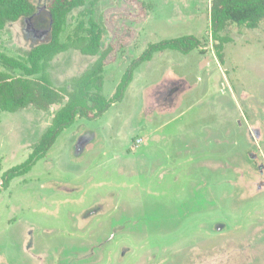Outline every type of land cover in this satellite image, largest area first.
I'll list each match as a JSON object with an SVG mask.
<instances>
[{"label": "rangeland", "instance_id": "1", "mask_svg": "<svg viewBox=\"0 0 264 264\" xmlns=\"http://www.w3.org/2000/svg\"><path fill=\"white\" fill-rule=\"evenodd\" d=\"M51 1L32 0L35 16L0 31V54L25 60L50 40ZM211 2H99L102 51L111 48L105 98L150 45L184 36L201 45L155 54L121 102L77 118L12 181L0 198V264H264V23L229 26L221 63ZM84 9L69 15L63 40ZM100 54L58 55L53 85L72 90ZM62 107L2 115L0 179L28 160Z\"/></svg>", "mask_w": 264, "mask_h": 264}, {"label": "trees", "instance_id": "2", "mask_svg": "<svg viewBox=\"0 0 264 264\" xmlns=\"http://www.w3.org/2000/svg\"><path fill=\"white\" fill-rule=\"evenodd\" d=\"M100 1L52 0L48 7L50 40L26 52L25 60L0 54V62L6 69L5 72H0V125L4 113H15L30 106L47 111L54 105H63L55 114L50 127L35 144L28 160L3 174L0 179V198L3 192L9 189L12 181L32 171L36 161L46 156L60 134L72 127L77 118L94 119L121 102L133 81L135 71L142 64L152 61L155 54L173 50L189 55L201 45L200 40L193 36L150 45L127 67L115 94L105 98L102 95L104 69L111 48L102 51L103 29L94 18ZM82 8H85L80 13L82 19L73 32L63 40L69 15ZM36 13L37 8L32 0H0V31L9 24L27 20ZM87 18L89 19L86 20ZM263 23L264 0H212L211 29L220 62H225L224 48L228 43V39L221 34L229 26L236 25L238 28L255 30ZM72 49L86 56L101 54L88 72L73 81L72 90L66 87L56 88L50 79L51 63L55 57ZM11 72H20V75Z\"/></svg>", "mask_w": 264, "mask_h": 264}]
</instances>
